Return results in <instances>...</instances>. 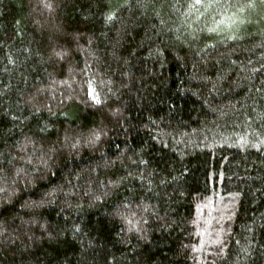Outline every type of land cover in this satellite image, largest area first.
Masks as SVG:
<instances>
[{
  "label": "trees",
  "instance_id": "trees-1",
  "mask_svg": "<svg viewBox=\"0 0 264 264\" xmlns=\"http://www.w3.org/2000/svg\"><path fill=\"white\" fill-rule=\"evenodd\" d=\"M0 264H264V0H0Z\"/></svg>",
  "mask_w": 264,
  "mask_h": 264
}]
</instances>
